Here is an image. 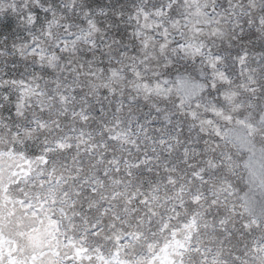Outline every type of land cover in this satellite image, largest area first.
<instances>
[{"label": "snow or ice", "instance_id": "obj_1", "mask_svg": "<svg viewBox=\"0 0 264 264\" xmlns=\"http://www.w3.org/2000/svg\"><path fill=\"white\" fill-rule=\"evenodd\" d=\"M225 22L241 41L246 28L264 34V0H0V38H14L0 45V68L33 57L45 69L0 73V264H264V212L230 227L236 207L220 173L232 158L209 141L215 118L245 105L244 121L264 131V44L217 49L203 37L223 36ZM156 49L165 67L180 58L203 82L173 98V81L141 72ZM84 69L108 76L94 103ZM118 82L132 95L106 109ZM153 96L165 104L150 106L158 115L121 117ZM249 151L245 168L264 189V148L258 171Z\"/></svg>", "mask_w": 264, "mask_h": 264}, {"label": "clouds", "instance_id": "obj_2", "mask_svg": "<svg viewBox=\"0 0 264 264\" xmlns=\"http://www.w3.org/2000/svg\"><path fill=\"white\" fill-rule=\"evenodd\" d=\"M49 5L52 4V0H48ZM259 3V0H257ZM183 7V6H181ZM259 8L253 9V16H259ZM251 19V17H250ZM22 30V26H17ZM179 27V26H177ZM195 25L191 22H189V26L186 29H181L185 31V39L190 38L193 35ZM215 27V26H214ZM224 35L216 37L213 39L211 36H205L203 38L212 40L213 44L217 47V49L220 48H227L230 45H233L234 47H239L241 43H244L246 46L251 47L253 45L259 47L260 45L264 44V34L261 32L256 31L253 29H245V37L243 41L239 40V34L234 32L230 25L228 23H222L219 26ZM210 31V30H206ZM7 32V30H5ZM14 42V38H10L7 42L3 40V38H0V45H3L4 47H10L11 44ZM171 49H169V52ZM6 62H11L13 60L12 56H8L5 58ZM17 67L15 69H10L7 66V63H5V66L3 68H0V73L5 71H12L15 73H28L32 71H36L38 75L45 74V69L43 68H35L34 64H37V61H34L33 57H26V58H15ZM181 59L177 58L174 60L173 64H169L167 67H165V58L159 54V50L156 49L153 53V58L144 66L141 67V72L145 77H148L155 81L156 75L159 74L161 79H169L172 77L173 72L177 70L176 66L180 63ZM27 65V66H26ZM171 69L172 71H169ZM63 70L62 66L58 69H51L48 68V72L55 71L57 74H59ZM87 72V69H84L82 73H80L82 77V82H86L85 86V95L89 98L91 102H95L96 100H100L102 98V95L105 91L104 84L108 80L107 74H105L100 79H91L88 77L85 73ZM87 84H95L97 87L93 89H89L87 87ZM109 88L112 87L111 84L108 85ZM126 87H130V85H125L123 82H118L117 86V96L113 97L109 95L107 97L106 102L107 105L115 104L120 99V93H124L126 96H131V92L125 91ZM171 87V85H170ZM173 98L177 95V93L174 91L172 93ZM205 103L208 102V98L205 97L204 100ZM153 103L161 104L162 106H165L164 101L161 100L160 97L153 96L150 99H144L143 97H140L138 99V103H134L131 105H128L126 103L127 111L121 113L122 118H126L128 116V111H131L137 116H141L143 114L144 109L147 108L149 112H152L151 105ZM240 103H244L243 100L240 101ZM261 104H264V100L260 101ZM171 105V101L167 102V106ZM108 111H111V108L108 109ZM258 111V109H257ZM248 113L247 106L239 109L238 111H231L228 110V114L232 116L231 120H226L223 116L216 117V124L214 127L219 129L220 136L217 137L215 133H212L209 135V141L211 143H218L219 147L215 149V154L219 156L221 152L230 154L231 155V170L225 169L223 172L220 173L221 177H224L227 179L229 184L231 185L230 194L226 197L229 204H234L236 207V215L231 216V225L230 227L236 228L237 231L239 230L240 226L244 224L245 222H260V214L261 212H264V210L257 211L256 206L251 202L245 203V200L243 199L247 194L246 192L242 194L241 189L243 185L241 184L240 180L243 176V170L245 169V163L248 161V159L245 157L244 152L241 151L242 148H245V151H249L250 148H255L260 151L261 148H264V131H260L258 129L254 130L252 127L251 122L244 121V116ZM108 113H105V116H107ZM152 116H156L153 114ZM51 135H55V133H51ZM35 143V141H33ZM38 147V145H36ZM29 147H32V144H29ZM250 152V151H249ZM211 155V153H209ZM199 163V160L197 161ZM87 167V166H86ZM144 180L148 179V176H143ZM136 177H133V181L135 182ZM110 190V189H109ZM120 204H123L124 201L121 199L119 201ZM160 211H163V209H160ZM258 233L264 234V226L257 229ZM207 235H205V239H207ZM137 252H140L141 255H143V250L137 248ZM147 258V257H145Z\"/></svg>", "mask_w": 264, "mask_h": 264}, {"label": "rangeland", "instance_id": "obj_3", "mask_svg": "<svg viewBox=\"0 0 264 264\" xmlns=\"http://www.w3.org/2000/svg\"><path fill=\"white\" fill-rule=\"evenodd\" d=\"M223 0H221V3ZM52 3H59V0H52ZM37 11H39L37 9ZM41 16L43 14L41 13ZM43 22V21H41ZM177 70L179 71V74L183 77V80L178 79V71L176 70L173 72L172 77L170 78L171 81H173L171 87L174 89V91L177 93V95H180L182 91L184 90H193L196 88V85L200 82H203V77L200 76L198 72H196L191 65L186 64L184 61H180V63L176 66ZM187 68V71L185 70ZM169 71H172L169 69ZM13 106L7 105L4 109V114L8 115L10 114V110ZM105 107L107 109L108 105L105 102ZM153 114L158 115L154 112H149L147 108L144 109L143 114H141V119L148 118L152 116ZM160 121L157 120L156 123H159ZM33 150H35V145H32ZM242 152H244L245 157L249 160L250 157H252V153L249 151H245V148L241 149ZM253 167L258 171L259 170V151L258 149H255V157L252 159ZM241 184L243 185L241 192L242 194L246 192L247 196L251 200V202L256 206L257 211L264 210V189H261L258 186V183L253 182L249 178V171L245 168L243 170V176L240 180Z\"/></svg>", "mask_w": 264, "mask_h": 264}]
</instances>
